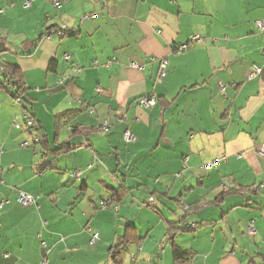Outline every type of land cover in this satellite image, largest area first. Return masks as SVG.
I'll list each match as a JSON object with an SVG mask.
<instances>
[{
  "label": "crops",
  "instance_id": "1",
  "mask_svg": "<svg viewBox=\"0 0 264 264\" xmlns=\"http://www.w3.org/2000/svg\"><path fill=\"white\" fill-rule=\"evenodd\" d=\"M23 1L0 0V56L21 73L43 143L20 146L28 133L10 129L19 108L0 88V264H264V0ZM61 26L72 32L45 38ZM144 95L156 104L139 108ZM68 156L81 172L78 220L73 203L53 201ZM19 192L51 203L22 208Z\"/></svg>",
  "mask_w": 264,
  "mask_h": 264
},
{
  "label": "built area",
  "instance_id": "2",
  "mask_svg": "<svg viewBox=\"0 0 264 264\" xmlns=\"http://www.w3.org/2000/svg\"><path fill=\"white\" fill-rule=\"evenodd\" d=\"M34 1L35 0H24L21 3V6L25 10L30 9ZM43 1L45 3L51 5L53 8L57 9V8H60L61 5H63L64 3H66L70 0H43ZM101 1L104 5H106L109 0H101ZM0 14H2V10H0ZM97 17H98L97 13H92V14L86 15L85 19L90 21V20L96 19ZM254 26L259 32L264 31V21L263 20L255 21ZM71 32L72 31L67 29L65 26L56 27V28H52V29L48 30V32L45 35V38L51 39V37L53 35H56L58 37H62V36L69 34ZM192 40L197 41V42L200 41V39L198 37H194ZM65 60H69V57L65 56ZM6 64H7L6 60L0 56V83L2 82V75H3L4 67L6 66ZM109 64L110 63H108L107 66H109ZM129 67L134 68V69H141V66L136 61H130ZM165 70H166V62L164 60H161L160 64H159V69H158L157 74H156V82H160L164 78ZM261 70L262 69L260 67L253 65L250 69V72L248 73V77H247L248 80H251L254 77L260 75ZM218 88H219V93L222 95H225L226 86L219 83ZM12 100L16 104V106L19 108V113L14 115V117L12 119V122H11L12 128L18 132L28 133L31 137V140L28 139V140L23 141L20 144V146L22 148H28V147H32L33 145H40L41 141H42V137H41V133H40L38 124L36 123L34 118L31 116L30 112L28 111V109L26 108L25 104L23 103V101L20 97L16 96L15 98H12ZM155 104H156V99L153 96H148V95H144V96L140 97L137 101V106L139 108H151ZM89 113H93L92 108L89 109ZM123 118L124 117H122V119ZM107 129H108V125L105 123L100 128V130L102 132L106 131ZM133 139L134 138L132 136V133L128 129L125 130L124 133L122 134V140L126 144L131 143L133 141ZM258 154L260 157L264 158V145L259 147ZM221 161H224V157L217 158L216 160L212 161L210 164H208L203 169L209 170V169L217 166V164ZM185 162H186V160L184 161V166H185ZM71 177L73 180L79 181L80 177H81V172L79 170L73 171L71 173ZM38 200H39L38 196L30 195V194L23 193V192H19L18 197H17L18 205L23 207V208L36 206ZM153 200H154L153 198H150L148 200V204L153 203ZM5 203L6 202H3V201L0 202V212H1ZM110 204H111V201H100L98 204V207L100 209H107ZM185 210H186V208L183 209V211H185ZM188 226L191 229H196L198 227L196 224H193V223L189 224ZM88 231L90 232V229ZM248 232L251 236L254 235V229H253L252 225H249ZM98 238H99V235L97 233H93L91 243L96 242L98 240ZM114 253H115V248L112 247L111 251H110V255L112 258L115 257ZM134 259H135V256L132 254L131 260L134 261ZM115 261L118 262V259L115 258ZM39 264H48V261L44 257L39 262Z\"/></svg>",
  "mask_w": 264,
  "mask_h": 264
},
{
  "label": "rangeland",
  "instance_id": "3",
  "mask_svg": "<svg viewBox=\"0 0 264 264\" xmlns=\"http://www.w3.org/2000/svg\"><path fill=\"white\" fill-rule=\"evenodd\" d=\"M27 13V12H26ZM9 99V98H8ZM13 101H11V100H8V107H11V104H9V103H12ZM14 103V102H13ZM14 106H15V103H14ZM13 106V107H14ZM6 107V106H5ZM5 107H3V108H1L0 109V118L2 117H5V115H7V113H6V111L5 110H8V109H10V108H5ZM16 107V106H15ZM5 108V109H4ZM10 126V129L11 130H14L13 128H12V126L11 125H9ZM15 131V130H14ZM17 132V131H16ZM27 136H28V138L27 139H29V140H31V137L27 134ZM36 147H38V146H36V145H33L32 147H29V148H36ZM39 148V147H38ZM74 161H75V159L74 158H72L71 156H68V157H62V158H60V159H58V161H57V163L59 164V168H60V170H61V172L63 173V175H65L66 177L64 178V182H66V183H68V186L66 187H61L60 189H58L56 192H55V196H53L54 197V199H53V201H55L56 202V199H55V197L57 196V198L59 199V198H61V197H63L64 199H66L65 201H69L70 203H73V207L72 208H74L73 210H75L74 212H75V214H74V217H75V219H77L78 220V181H75V180H70L69 179V175H70V177H71V173H72V171H78V169L77 170H75L74 168H75V164H74ZM39 165V161L38 160H36V162L34 163V168L36 167L37 168V166ZM33 168V167H32ZM38 173H40V172H42L43 171V168L42 167H40V168H38ZM50 172V171H49ZM54 173V172H53ZM49 176H53V174H49ZM72 178V177H71ZM52 179V178H51ZM70 181H69V180ZM73 181V182H72ZM24 193V192H23ZM34 195V194H33ZM36 196V195H35ZM47 196L48 195H39L38 197H39V199L41 198L42 200V202H46V203H51L48 199H47ZM142 197H143V195H142ZM3 202H6L7 203V200H2ZM0 202H1V200H0ZM16 202H17V199H16ZM99 202V201H98ZM146 202V201H145ZM5 203V204H6ZM38 203V202H37ZM135 205V204H134ZM146 203H144V202H137L136 203V205H135V207H138V209H142V208H146ZM21 207V206H20ZM149 207H151V208H154V210H155V212L152 210V209H149V210H151L152 211V213L154 212V213H156V214H158L157 213V211H159V206H157V205H154V206H150L149 205ZM23 208V207H22ZM100 209V208H99ZM147 209V208H146ZM4 211V210H3ZM2 214H3V212H2ZM1 214V215H2ZM136 216V215H135ZM74 227H77V226H75L74 225ZM83 228V227H82ZM88 228H90V227H88V226H86L85 225V227H84V233H86L87 234V232H89L88 231ZM69 232L71 231L72 232V229H70V230H68ZM74 232L75 233H77L78 234V228H75L74 229Z\"/></svg>",
  "mask_w": 264,
  "mask_h": 264
},
{
  "label": "trees",
  "instance_id": "4",
  "mask_svg": "<svg viewBox=\"0 0 264 264\" xmlns=\"http://www.w3.org/2000/svg\"><path fill=\"white\" fill-rule=\"evenodd\" d=\"M0 88H2L7 94L11 96V98L20 97L25 104V88L21 81V73L17 66L15 65H6L4 67V72L2 75V82L0 83ZM10 88L14 89L13 93H10ZM40 130V129H39ZM41 144L43 143V136ZM175 255L180 257L182 253L176 250Z\"/></svg>",
  "mask_w": 264,
  "mask_h": 264
},
{
  "label": "water",
  "instance_id": "5",
  "mask_svg": "<svg viewBox=\"0 0 264 264\" xmlns=\"http://www.w3.org/2000/svg\"><path fill=\"white\" fill-rule=\"evenodd\" d=\"M3 44L2 43H0V54H2L3 53Z\"/></svg>",
  "mask_w": 264,
  "mask_h": 264
}]
</instances>
